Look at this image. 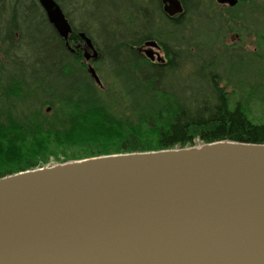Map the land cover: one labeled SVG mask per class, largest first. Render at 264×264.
Returning <instances> with one entry per match:
<instances>
[{"label":"water","instance_id":"obj_1","mask_svg":"<svg viewBox=\"0 0 264 264\" xmlns=\"http://www.w3.org/2000/svg\"><path fill=\"white\" fill-rule=\"evenodd\" d=\"M160 1L167 17L183 13L179 0ZM37 2L73 52L59 5ZM80 39L85 62L97 61L91 38ZM145 46L154 61L159 45ZM87 73L101 85L91 64ZM0 264H264V145L115 154L2 177Z\"/></svg>","mask_w":264,"mask_h":264},{"label":"trees","instance_id":"obj_2","mask_svg":"<svg viewBox=\"0 0 264 264\" xmlns=\"http://www.w3.org/2000/svg\"><path fill=\"white\" fill-rule=\"evenodd\" d=\"M55 1L61 8V1ZM179 1L183 13L168 18L160 0H98L104 13L94 15L96 28L84 24L73 28L69 47L80 45L79 32L84 33L98 51L95 64L107 63L115 76L129 80L127 95H109L114 91L96 88L87 74L81 45L71 52L34 0L24 12L42 17L43 25L36 30L45 38L28 57L23 50L35 42L32 37L26 41L21 32V24L32 20L23 16L25 0H0V49L15 68L9 91L13 95H0V179L47 167L51 160L65 164L216 142L264 145V123L253 122L239 104L231 108L227 95H171L162 88L179 52L194 46V33L204 28L213 33L240 30L233 16L228 20L215 11L219 6L215 0ZM185 30L191 32L189 40ZM151 41L163 47L160 62H151L142 52ZM30 74L59 82L42 103L50 113L30 109L26 80Z\"/></svg>","mask_w":264,"mask_h":264},{"label":"rangeland","instance_id":"obj_3","mask_svg":"<svg viewBox=\"0 0 264 264\" xmlns=\"http://www.w3.org/2000/svg\"><path fill=\"white\" fill-rule=\"evenodd\" d=\"M34 1L36 2V0ZM59 1L62 4V11H65L66 16H69V21L74 27L84 24L89 26L90 29L96 28L94 15L98 18L104 13L102 7L96 4L98 0ZM28 3L29 0H25L23 4V16L32 20H28L25 24L22 23V27H20L26 41L32 39L35 42L23 50L28 57H31L33 51L38 49L42 45L41 43H44L45 37L37 32L43 25L42 17L40 15L32 17L24 12V8ZM225 10L226 7L218 6L215 11L225 15L228 20H231L230 17L233 16V21L237 25L236 28H240V30L228 32L225 28L213 33L209 28H204V30L194 33L197 35L193 39L194 46L184 50V53L179 52L180 55L175 63V68L163 78L162 88L168 90L171 95H207L204 83L209 82L212 84L210 80L214 81L215 79L219 81V86H226L228 87L226 91L229 92L230 90L232 92V94L227 95L231 108L239 104L253 122L264 123V79L262 80V77H264V0H239L237 7L234 8L235 11L231 14ZM237 18L240 19L239 22L236 20ZM232 23L230 21L229 25ZM202 26H204L203 22ZM90 31L93 36H96L93 30ZM190 35L191 32L185 30V40H189ZM169 45L173 46L174 44L169 41ZM159 47L152 49L155 58H164L163 47L161 45ZM148 49L143 48L142 52L144 53ZM191 55H194L193 59H196L195 61L191 60ZM5 60L0 49V72H8L7 76L3 73L0 74V82L5 83L6 81L9 84L7 80L11 81L15 68H12L11 64ZM92 67L101 82V87L98 89L114 91L109 95H127L125 90L131 84L126 76H115L107 63L105 65L93 63ZM41 76L31 77L30 74L26 79L27 88L31 89L28 94L30 109L44 113L49 108L47 112L50 113V107L42 105V103L50 96L46 92L49 91L50 93L57 90L59 82L55 79H48L44 81L41 87L44 88L42 92L40 91L41 96L38 95V90L34 91L35 95H33L32 91L38 89ZM202 79L204 80L202 81ZM257 83L263 84V86ZM55 165H58L57 162L51 160L47 166Z\"/></svg>","mask_w":264,"mask_h":264},{"label":"flooded vegetation","instance_id":"obj_4","mask_svg":"<svg viewBox=\"0 0 264 264\" xmlns=\"http://www.w3.org/2000/svg\"><path fill=\"white\" fill-rule=\"evenodd\" d=\"M217 1V0H216ZM219 5V4H218ZM219 6H222V7H227V6H225V5H219ZM161 8H162V6H161ZM43 17L45 18V20L47 21V19H46V15H45V13L43 12ZM47 23H48V21H47ZM68 23L70 24V26L72 25V23L69 21V19H68ZM49 24V23H48ZM50 25V24H49ZM72 28H74V26H71ZM79 34H80V32H79ZM1 73H3V75H5V76H7L8 75V72L6 71V72H0V74ZM264 79V77H262V80ZM0 80H1V77H0ZM204 79H202V81H203ZM44 81H45V78H44V76H41V78H40V80H39V85H38V95H40L41 96V93H40V91L42 92V90L44 89V88H41L42 87V85L44 84ZM211 82H212V84L211 83H207V82H203L204 84H205V88H206V91H207V95H228V94H232V92H230V90H229V92H227L226 90L228 89V87H226V86H219L218 84H219V81H216L215 79H214V81H212V80H210ZM7 82L9 83V84H7L6 83V81H5V83L4 82H0V95H10L11 94V92H9L10 91V88H11V85H12V82L10 83L8 80H7ZM260 83V82H259ZM259 83H257L258 85H262L263 86V84H259ZM261 88V87H260ZM263 88V87H262ZM44 92V91H43ZM33 93V95H35L34 94V91L32 92Z\"/></svg>","mask_w":264,"mask_h":264},{"label":"bare ground","instance_id":"obj_5","mask_svg":"<svg viewBox=\"0 0 264 264\" xmlns=\"http://www.w3.org/2000/svg\"><path fill=\"white\" fill-rule=\"evenodd\" d=\"M60 7V6H59ZM61 9V8H60ZM61 11H62V9H61ZM62 13L64 14L63 16H65V18L67 19V21H68V19H69V16H66V14L62 11ZM177 16H179V15H177ZM177 16H175V17H177ZM70 26V25H69ZM71 29H72V31H73V28L71 27ZM56 33V32H55ZM72 33V32H71ZM57 34V33H56ZM81 34V33H80ZM80 34H79V39H80ZM58 35V34H57ZM71 35V34H70ZM69 35V36H70ZM88 37V36H87ZM69 38V37H68ZM63 40V39H62ZM81 40V39H80ZM64 41V40H63ZM67 43H68V40H67ZM65 44H66V42H65ZM81 45V46H80ZM80 45H77V46H74V47H69V48H71V49H73V50H75L76 48H78L79 46L82 48V53L84 54V45H83V41L81 40V44ZM94 45V44H93ZM68 46H69V44H68ZM95 47V46H94ZM68 48V47H67ZM96 49V48H95ZM161 59V58H160ZM94 83V82H93ZM95 84V83H94ZM81 161V160H80ZM76 163V162H75Z\"/></svg>","mask_w":264,"mask_h":264}]
</instances>
